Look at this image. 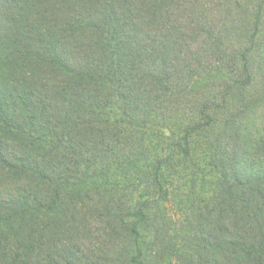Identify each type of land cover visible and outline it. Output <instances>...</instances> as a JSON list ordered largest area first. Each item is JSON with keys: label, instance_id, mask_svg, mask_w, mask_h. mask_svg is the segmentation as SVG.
<instances>
[{"label": "trees", "instance_id": "trees-1", "mask_svg": "<svg viewBox=\"0 0 264 264\" xmlns=\"http://www.w3.org/2000/svg\"><path fill=\"white\" fill-rule=\"evenodd\" d=\"M243 1L0 0V264H264Z\"/></svg>", "mask_w": 264, "mask_h": 264}, {"label": "rangeland", "instance_id": "rangeland-1", "mask_svg": "<svg viewBox=\"0 0 264 264\" xmlns=\"http://www.w3.org/2000/svg\"><path fill=\"white\" fill-rule=\"evenodd\" d=\"M260 1H262L263 2V6H262V15H263V17H262V19H261V22H262V24H263V27H264V0H260ZM245 4V6H247V8H249V5H256V4H259V1L258 0H253V2L251 3L250 2V0H244L243 1ZM254 12H255V10H254ZM251 19V18H250ZM247 20H249V19H247ZM260 38L262 39V40H264V33L260 36ZM264 42V41H263ZM263 51H264V46H263ZM168 206H169V209H170V214L171 215H173L174 216V218L175 219H179V216H178V213H177V209H175V207L173 206V202H172V199H171V201H170V203L168 204ZM147 229H148V231H149V229H150V225L149 226H147L146 227ZM174 257H170V256H166L165 258H164V260H165V264H168V263H173V264H175V261H174V259H173Z\"/></svg>", "mask_w": 264, "mask_h": 264}]
</instances>
